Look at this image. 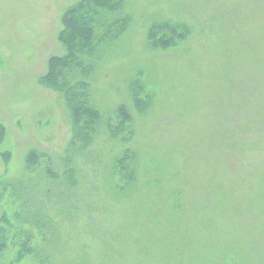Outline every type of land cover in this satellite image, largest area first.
<instances>
[{"label":"rangeland","instance_id":"rangeland-1","mask_svg":"<svg viewBox=\"0 0 264 264\" xmlns=\"http://www.w3.org/2000/svg\"><path fill=\"white\" fill-rule=\"evenodd\" d=\"M80 1L0 0V264H264V0H126L72 95L44 77Z\"/></svg>","mask_w":264,"mask_h":264},{"label":"trees","instance_id":"trees-1","mask_svg":"<svg viewBox=\"0 0 264 264\" xmlns=\"http://www.w3.org/2000/svg\"><path fill=\"white\" fill-rule=\"evenodd\" d=\"M125 1L81 0L65 12L60 41L66 47L67 53L62 56L51 57L49 71L44 77L47 84L72 95L82 94V92L85 95L88 94L91 85L89 79L92 78L95 72L97 62L102 60L104 56L102 54L106 51V48L113 47L114 40L110 42L107 40L110 31L122 23H124V26H122L124 28L130 19V16H127L124 12ZM159 27H163V25H156L154 28L158 29ZM154 37L153 31H151L149 41L153 46H169L168 41L157 44L153 39ZM152 39L154 43H152ZM61 85L64 88H61ZM136 104L139 106L137 99ZM119 109L132 118L131 111L126 104L120 105ZM72 113L76 128H81L80 132L76 130V138L80 139L83 145L86 146L92 140L97 122L100 123L103 118L102 113L98 107L87 99L75 104ZM135 155V152L131 151L130 148H126L117 159L116 166H119L123 173L126 172V179L129 182H132L130 180L134 179L133 176L136 174L131 162L135 159ZM21 199L23 201V198ZM29 199V197L26 199L25 204L31 202ZM25 209L27 213L29 209ZM32 214L37 216L39 220L37 222L51 224L49 214L39 215L36 212ZM46 264L51 263L47 261Z\"/></svg>","mask_w":264,"mask_h":264}]
</instances>
